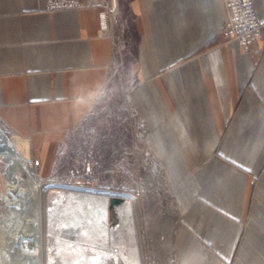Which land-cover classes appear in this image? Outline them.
Segmentation results:
<instances>
[{"label":"crops","instance_id":"obj_1","mask_svg":"<svg viewBox=\"0 0 264 264\" xmlns=\"http://www.w3.org/2000/svg\"><path fill=\"white\" fill-rule=\"evenodd\" d=\"M264 20V0H254ZM134 16L130 100L181 204L170 264H264V53L221 34L224 0H121ZM102 8L0 0V121L47 175L114 61Z\"/></svg>","mask_w":264,"mask_h":264},{"label":"rangeland","instance_id":"obj_2","mask_svg":"<svg viewBox=\"0 0 264 264\" xmlns=\"http://www.w3.org/2000/svg\"><path fill=\"white\" fill-rule=\"evenodd\" d=\"M119 3L120 13L115 32L120 37L117 38L116 44L125 48L121 51H118L119 48L116 50V57L111 65L103 93L97 98L88 117L72 130L61 145L50 173L47 175L41 173L38 159L31 149L30 165L34 167L37 178L41 183H51V186L44 188L37 196L40 200L42 260L45 264H80L79 259L83 254L92 264H97L101 260L98 250L104 245L121 249L125 243L129 242L127 237L135 239V234L128 235L123 231L119 233L117 239L115 237L120 217L116 206L112 205V199L120 196L127 200L128 195L136 199L134 208L137 209L145 264H170L174 259V237L180 222L181 204L168 183L165 168L150 150L146 138L148 126L130 100L131 93L138 82L130 71L137 56V42L133 27L134 16L123 9L121 0ZM123 25L126 30L124 35L122 34ZM0 126L8 136H17L1 121ZM83 158L92 161V172L85 175H72L71 168L78 159ZM154 162L157 163L160 172H155ZM6 168V161L0 158V192H7ZM75 188H87L89 192L110 193L111 235L105 240L86 239L84 231L87 228V225H84L86 211L78 209L77 200L71 202L69 199V194ZM53 198L57 203H63L66 206L71 204L77 208L72 212V214L76 213L73 220L75 224L69 231H66L64 227L66 219L50 220L49 209ZM78 211L80 215H77ZM31 212L28 211L27 214L32 216L34 213ZM9 214L10 211L0 196V216L6 218ZM132 218L134 219V216ZM76 225H82L84 230L78 231ZM11 228L14 231L15 227ZM87 233L91 234L90 231ZM0 235V261L25 260L29 251L35 250L37 243L33 233L30 235L23 233L19 236L18 242L26 241L27 248L24 252L21 249L22 246L20 247L21 243L11 247L1 232ZM58 239L62 240L61 243H65L63 249L60 248ZM101 241L105 242L102 244ZM67 243L74 246L82 244L83 248L82 250L68 248ZM74 259L75 261H72Z\"/></svg>","mask_w":264,"mask_h":264},{"label":"bare ground","instance_id":"obj_3","mask_svg":"<svg viewBox=\"0 0 264 264\" xmlns=\"http://www.w3.org/2000/svg\"><path fill=\"white\" fill-rule=\"evenodd\" d=\"M30 143L31 142H29L27 139H24L19 135L15 137L8 136L0 126V158L4 159L7 163V168L5 171L7 192L1 191L0 196L2 197L4 204L8 209H12L14 211L18 209L22 210L23 214L25 215L21 216L22 218L20 217L17 220L16 226L13 228L14 231L9 226V222H11L12 217L9 215V217L6 218L0 216V232L2 236H5L3 238H6L5 240L8 242V244H10L9 246L12 247L17 243L18 245L21 243L22 245H20V247L22 246L21 249H23V252L24 250L26 251L27 248L26 241L24 240L18 242V240H20L19 236H21L23 233H27L28 235L31 233L35 234L37 243L34 251H29V253L27 252V258H25V260L15 259L13 262L0 261V264H45L42 260L43 247L41 243V209L39 206L40 200L37 198V196L40 195L44 188L51 186V183H41L36 176L34 167L30 165V160L32 159ZM153 167L156 173L160 172V168L156 162H154ZM89 191L90 190L87 188H75V190L69 194L70 201L72 202L77 200V204L79 205L78 209L86 211L84 213L87 214L86 224H84L85 226L87 225L86 230L83 229L82 225H76V229H78V231L84 230L86 239L90 240L102 238L105 240L111 235V224L109 221L110 193H96ZM114 205L116 206L118 216L120 217L119 227L115 231L116 239L119 236V233L122 231L127 232L128 235L135 234L136 238L133 239L130 236V238L127 237L129 242L127 244L125 243L121 249H114L109 245H104V247L98 250L101 255V260L97 264H145L140 234L141 231L136 214L137 209L134 208L136 207L135 197L128 195L127 200L125 199L124 201H115ZM76 210L77 208H74L71 206V204L66 206L63 203H57L53 198L51 200L49 209L50 220L55 221L57 219H66L67 222L64 223V227L66 231H69L75 224V221L73 222V220L75 219L74 215L76 213L72 214V212ZM28 211H32L34 214L30 216L27 214ZM79 211L77 212V215H80ZM133 216L134 219L132 218ZM77 224H79V222ZM89 231L91 233L90 235L87 233ZM59 240L60 239H58L60 245H58L61 249H63V245L65 246V243H61L62 240ZM104 242L105 241H101L102 244ZM66 246L68 248L77 250H82L83 248L82 244H77L74 246L73 244L67 243ZM72 261H75V259ZM79 263L92 264L90 259L85 254L81 256Z\"/></svg>","mask_w":264,"mask_h":264},{"label":"built area","instance_id":"obj_4","mask_svg":"<svg viewBox=\"0 0 264 264\" xmlns=\"http://www.w3.org/2000/svg\"><path fill=\"white\" fill-rule=\"evenodd\" d=\"M224 3L227 9V19L221 33L225 42L236 41L245 52L263 54L264 20L259 17L254 0H224ZM88 5L102 8L103 32L106 35L113 36L116 43L117 38L120 37L115 32L120 13L119 0H47V8L50 10L80 9ZM125 31V26L123 25V35ZM116 47L114 58L118 48V51L125 48L119 47L117 44ZM103 91L102 89L100 95ZM92 170V161L88 158H83L76 161L71 168V173L72 175H85L91 173Z\"/></svg>","mask_w":264,"mask_h":264},{"label":"water","instance_id":"obj_5","mask_svg":"<svg viewBox=\"0 0 264 264\" xmlns=\"http://www.w3.org/2000/svg\"><path fill=\"white\" fill-rule=\"evenodd\" d=\"M123 200H125L124 198H122V197H114L113 199H112V205H114V202L115 201H123ZM9 211H10V214H9V216L10 217H12V220H11V222H9V226L10 227H15L16 226V222H17V220L21 217V216H24V214H23V212H22V210H16V211H14V210H12V209H9ZM23 214V215H22ZM8 216V217H9ZM22 218V217H21Z\"/></svg>","mask_w":264,"mask_h":264}]
</instances>
